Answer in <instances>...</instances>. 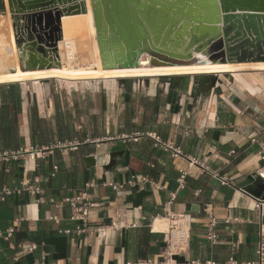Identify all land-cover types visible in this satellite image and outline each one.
I'll return each mask as SVG.
<instances>
[{
  "label": "crops",
  "instance_id": "0c3cea01",
  "mask_svg": "<svg viewBox=\"0 0 264 264\" xmlns=\"http://www.w3.org/2000/svg\"><path fill=\"white\" fill-rule=\"evenodd\" d=\"M246 65L233 80L221 77L211 96L198 90L183 95L158 78L137 76L108 77L84 88L58 80L0 85V153L48 148L41 159L0 164V187L17 188L25 176L38 179L44 191L36 199L23 194L0 205V231L15 228L10 241L0 238V264H39L43 257L45 264L159 263L168 230L155 231L154 223L166 218L171 194H176L171 212L192 221L188 249L175 258L178 263L255 261L264 203L243 189L264 175V63ZM143 133L174 143L184 158L155 148L148 137L123 140ZM119 151L125 157L104 172L110 155ZM87 157H95L96 167H86ZM191 160L198 164L191 166ZM181 171H190L185 189H179ZM211 173L234 187L222 186ZM133 176H148L158 185L146 189L152 196L144 199L143 210L127 204L142 190L124 194L107 186ZM87 183L95 185L91 192L99 203L88 232L61 234L78 225L70 221L64 199ZM210 213L217 220L216 245L208 239ZM117 222L126 226L112 231ZM21 243L38 249L19 254Z\"/></svg>",
  "mask_w": 264,
  "mask_h": 264
},
{
  "label": "water",
  "instance_id": "95a60500",
  "mask_svg": "<svg viewBox=\"0 0 264 264\" xmlns=\"http://www.w3.org/2000/svg\"><path fill=\"white\" fill-rule=\"evenodd\" d=\"M96 37L106 70L151 65L179 67L264 63V0H90ZM10 14L19 63L23 71L60 66L62 18L88 14L86 0H0V14ZM232 74L162 76L158 79L183 95L194 90L211 96ZM124 79H119L123 81ZM125 157L112 153L104 172ZM88 169L95 157L84 158ZM243 192L264 203V175L258 174ZM152 196L142 190L127 198L144 209Z\"/></svg>",
  "mask_w": 264,
  "mask_h": 264
},
{
  "label": "built area",
  "instance_id": "2783aa9c",
  "mask_svg": "<svg viewBox=\"0 0 264 264\" xmlns=\"http://www.w3.org/2000/svg\"><path fill=\"white\" fill-rule=\"evenodd\" d=\"M141 137H148L154 142L155 148L161 149L163 152L170 154L173 158H184L183 152L175 146L174 143L164 142L162 139L154 133H143V134H135L130 137H124V141H133L137 142ZM254 142V141H253ZM56 147H63L62 144H58ZM48 150V148L42 149H34L32 148L30 151H16V152H2L0 153V164H5L7 167L16 161L28 156L30 159H41L43 158L44 152ZM262 160L264 161V153L262 156ZM198 164L196 160H191L190 165L193 166ZM54 171L57 172L58 168L55 167ZM6 172L9 173L10 169L7 168ZM190 175V171H181L178 179L179 189L186 188V179ZM211 176L216 179L222 186L234 187V184L227 178L221 177L218 174H212ZM115 192H120L124 194H131L133 190H156L158 189V185L156 182L148 177L142 176L140 178L131 177L127 181L116 184H108ZM95 187L92 183L85 184L82 191L73 194L70 197L64 199V203L70 209V221L78 223L74 231L64 230L61 231V234L71 235L77 234L81 235L88 232L90 228V214L93 210L99 207V203L96 198L93 196L91 190ZM44 193L43 187L41 186V182L38 179L31 181L30 179L24 176L23 181L20 183V186L17 188H10L7 186L0 187V205L8 202L12 197L21 196L23 194H28L30 197L36 199L38 196H41ZM176 199V194H171L170 201L166 204L164 208V212L168 221V231L165 232L166 235V248L164 250L163 261L159 263L151 262V261H141L137 263H128V264H181L178 263L175 259L177 256L184 255L187 252L192 221L189 215H175L171 212V205ZM259 208V206H257ZM117 217L120 218L119 213ZM209 219V228H208V239L211 244L216 245L218 243L219 237L215 233V227L217 226V220L210 213L208 215ZM24 219H18L17 222H22ZM126 225L121 222H117L116 224L111 225L112 231H116L124 228ZM133 228H136L137 225H132ZM15 234V228L10 227L6 232L0 231V238H4L7 241H10ZM19 250V254L24 253H33L38 249V246L34 243L30 244H19L16 247ZM256 256L257 259L250 263H239L233 258H230L229 261L223 264H264V233L261 234V238L257 244L256 248ZM39 264H45V257L42 258ZM185 264H217L213 262L208 263H200V262H191Z\"/></svg>",
  "mask_w": 264,
  "mask_h": 264
},
{
  "label": "bare ground",
  "instance_id": "6f19581e",
  "mask_svg": "<svg viewBox=\"0 0 264 264\" xmlns=\"http://www.w3.org/2000/svg\"><path fill=\"white\" fill-rule=\"evenodd\" d=\"M88 14L62 18V42L59 43L60 66L43 71H23L18 65V53L10 29V15L0 17V85L13 83H38L42 80L66 81L68 86L84 88L108 77H147L185 76L197 74H236L243 73L246 64L194 65L179 67H158L151 65V58H142L137 66L124 69L106 70L101 67L96 29L90 0H86ZM7 41L11 44L7 45ZM260 64V63H250ZM218 69V70H214ZM221 69V70H219ZM235 69V70H233ZM80 83V84H79ZM105 163V162H104ZM155 231H167L168 221L158 218Z\"/></svg>",
  "mask_w": 264,
  "mask_h": 264
},
{
  "label": "rangeland",
  "instance_id": "374dc122",
  "mask_svg": "<svg viewBox=\"0 0 264 264\" xmlns=\"http://www.w3.org/2000/svg\"><path fill=\"white\" fill-rule=\"evenodd\" d=\"M9 14V13H8ZM10 15V14H9ZM3 17V15H1L0 14V17ZM10 19V29L12 30V32H13V35H14V31H13V26H12V21H11V17L9 18ZM14 40H15V37H14ZM7 45H8V47H10L11 46V44L7 41ZM15 46H16V49H17V45H16V43H15ZM17 53H18V49H17ZM100 53V52H99ZM18 65H19V67H20V63H19V55H18ZM101 59V58H100ZM102 62V61H101ZM101 67H102V65H101ZM21 68V67H20ZM103 68V67H102Z\"/></svg>",
  "mask_w": 264,
  "mask_h": 264
}]
</instances>
